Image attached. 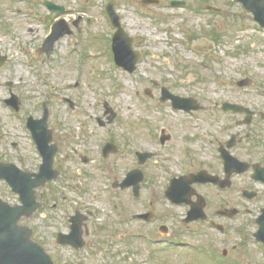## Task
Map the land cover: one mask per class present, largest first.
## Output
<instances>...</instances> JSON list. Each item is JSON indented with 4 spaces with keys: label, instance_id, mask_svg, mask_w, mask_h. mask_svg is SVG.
<instances>
[{
    "label": "rangeland",
    "instance_id": "374dc122",
    "mask_svg": "<svg viewBox=\"0 0 264 264\" xmlns=\"http://www.w3.org/2000/svg\"><path fill=\"white\" fill-rule=\"evenodd\" d=\"M42 1L0 0V56L7 58L0 65V162L14 163L25 171L38 172L42 159L26 123L29 116L42 118L46 104L50 112L49 128L54 133V143L59 146L55 168L61 177L39 191L38 196L43 194L40 198L43 208L22 223L34 230V239L46 248L56 264H128L117 262L116 249L120 246L130 249L133 244L142 249L146 244L128 236L139 230L136 223L129 222L121 227V233L128 236L126 240H121L118 233L114 234L116 211L114 206L110 207L108 198L122 204L127 192L114 195L106 191L107 170L111 169L110 180L117 179L118 174L124 177L135 169H141L146 176L158 173L155 175L160 191L161 184L168 177L181 171L182 153L179 149L172 152V148L185 141V135L190 137L196 133L194 126L207 122L204 118L213 114L202 111L193 118L182 112L171 113L172 110L164 104L155 108L151 103L156 99L151 100L146 89L151 88L155 96H161V88L153 86L155 82L161 87L168 86L183 97L200 99L205 108L212 101L226 100L263 111L264 30L248 27L250 24L247 23L252 24V21L247 16L241 19L245 11L239 7L243 9V5L231 0H183L189 2L187 7H172L171 0H162L159 6L153 7L140 6V0H118L122 25L137 38L134 49L144 54L138 69L129 74L114 64L113 29L104 14L107 0H49L66 6L67 11L63 14L50 12L42 6ZM208 4L226 12L212 15L203 7ZM62 18L71 25L73 35L62 38L50 58H37L35 53L49 32L48 23ZM79 19L78 28L74 27L72 23ZM214 33L222 38L215 49L214 59L193 50L198 44L196 41L192 45L193 36L210 39ZM247 77L252 78L254 84L239 89L235 82ZM12 96L18 98L19 112L5 102ZM69 101L74 103L73 107ZM159 101L155 106L160 104ZM106 104L116 113V118L103 127L97 118L108 121L110 114L105 115ZM129 109L131 116L128 115ZM240 115L234 113V131ZM209 122L214 124L212 135L221 127V121L212 119ZM166 125L177 133L171 142H175L174 145L167 148L170 153L160 148L158 141L149 135L152 129L150 133L154 137V129ZM202 125L204 129L210 124ZM206 134L210 136V133ZM108 140L123 146L104 158L101 150ZM146 151L156 152L154 157L159 161L152 172L149 167L148 171L139 164L133 165L134 156L129 153L136 156ZM84 156L89 158V163L83 162ZM235 181L238 184L234 186V206L252 211L250 215L243 211L241 216L228 222L233 227L229 243L240 245L242 239L235 229L248 224L247 219L252 220L264 205V187L259 188L262 197L246 203L241 200L240 189L255 190L258 186L241 184V177ZM143 183L149 184L150 181ZM0 198L12 205L19 204L18 195L5 183H0ZM77 203L81 208L89 207L96 212L92 221L100 227V241L94 252L74 253L57 244V234L69 231L68 218ZM157 206L160 208L159 204ZM188 230L194 231L195 228H185V242L203 240L193 238ZM95 239L92 233L89 241L95 243ZM198 254L195 260L185 264L219 263L212 256L209 258L210 254L206 252L196 250L194 255ZM258 260L264 262L261 257Z\"/></svg>",
    "mask_w": 264,
    "mask_h": 264
},
{
    "label": "flooded vegetation",
    "instance_id": "af4514ba",
    "mask_svg": "<svg viewBox=\"0 0 264 264\" xmlns=\"http://www.w3.org/2000/svg\"><path fill=\"white\" fill-rule=\"evenodd\" d=\"M235 85L239 89H244L239 87L236 82ZM165 87L167 92L164 95L165 102L163 104L172 109V96H183L174 93L168 86ZM189 97L191 98V96L187 98ZM195 100L197 101L198 110L194 111L191 117L196 118L202 111H211L213 113L211 117L204 118L207 122L202 123H209L210 125L203 129L201 127L203 125L198 123L197 127L194 126L193 128L196 133L190 134L192 135L190 137L185 135L187 136L186 140L172 148V152L179 149L182 153L184 160L179 165L181 171L168 177L165 183L161 184L160 191L158 189L159 184L156 182L158 173L154 174L155 177L144 174L145 179L143 182L148 183L150 181V183L144 184L142 182L143 184H139L137 192L133 186L130 189L122 190L120 185L125 177H120L119 174H116L117 179L115 181L109 180L107 182L108 189L106 191H111L114 195H117L118 192H127L122 204L118 200L111 202L108 198L110 207L114 206L116 211L114 216L116 217L117 227L114 229V234L118 233L121 240H126L128 236H132L134 240H141L146 244L142 249L134 244L130 249L122 248V246L118 247L115 257L119 263L185 264L193 259L195 260L200 254L194 255V253L199 250L210 254L208 255L209 258L212 256L213 259L219 261L218 264H264V262L258 260L259 257L264 260V245L255 238L258 231L257 220L262 209H264V205L257 210L252 220L247 219L248 224L241 225L243 228H234L242 239L240 245L230 244L233 227L228 224L235 217L241 216L243 211H246V214L249 215L252 213L249 210L250 208H241L240 205L234 206V186L238 184L235 181L236 178H242L243 182L241 184H255L264 187V110L252 108L250 105L246 106L244 103H230L226 100L212 101L205 108L200 99L196 98ZM226 104H236L251 111L248 114L240 113L242 115L236 120V131H234L233 122L234 112L228 109L225 106ZM212 119L220 120L221 127L211 135V127L214 124L209 121ZM108 121L110 123L113 119L110 120L108 117ZM241 128L243 130H240ZM108 132L110 133V129H108ZM154 132V137L151 136V133L149 135L152 140L158 141L160 148L163 150H167V148L169 149L174 145L175 142H171L173 136L177 133L173 132L169 125L156 129ZM207 132L210 133V136L206 134ZM156 133L157 138L155 137ZM192 144L193 148L191 149ZM116 146V151H118L123 145L121 147ZM167 152L170 153L171 150H167ZM129 153L134 156L133 165L139 164L141 157L138 154L135 156V153ZM155 155L156 152L152 154L153 159L147 161L143 159L144 165L142 167H145V170H148L149 167L151 170L148 171L152 172V168L154 170V167L158 165L159 161L155 159ZM233 158L247 163L249 169L242 175L227 177V171L233 166ZM165 159L168 161V156ZM86 160L89 163V160ZM256 168H258L257 177H255ZM199 173L214 176L216 181L201 183L198 178H195ZM180 177L186 178L187 182L182 184L179 182H177L178 184L172 183L174 179ZM257 179L260 181H256ZM245 190H249L251 194H247L245 197ZM239 193L241 200L246 203L254 202L257 198L262 197V192L257 187H255V190L241 188ZM251 195L252 197H250ZM42 196L43 194L40 193L39 198H42ZM157 204H159L162 211H160ZM196 211H200L205 219H197L198 216L194 214ZM72 213L68 218L67 229L69 231L65 234L69 235V241L73 245L70 244V246L62 248L74 253H79L82 250L96 251L99 248L96 244L100 241L98 231L100 227L99 225L96 227L92 221L96 212L89 207L81 208V205L77 203ZM187 220L192 221L187 222ZM129 222L136 223L139 230H134V233L128 236L123 235L121 227L125 224L128 225ZM190 227H194L195 230H188L187 232L195 239L202 238V241H199V243L184 241L186 238L185 228L189 229ZM92 233L96 237L95 243L89 241ZM81 235L84 240V248L76 251L74 245L79 244ZM126 251L128 252L125 253Z\"/></svg>",
    "mask_w": 264,
    "mask_h": 264
},
{
    "label": "water",
    "instance_id": "95a60500",
    "mask_svg": "<svg viewBox=\"0 0 264 264\" xmlns=\"http://www.w3.org/2000/svg\"><path fill=\"white\" fill-rule=\"evenodd\" d=\"M238 1V0H237ZM255 13L257 19L264 23V0H239ZM118 25V23L116 22ZM66 33L51 35L45 42L42 51L50 56L54 49L56 41ZM124 40L123 31L117 33L115 37L114 49L116 59L119 64L120 55L123 52L121 41ZM131 45V44H129ZM139 58H136L129 68L135 70V64ZM233 108V106H231ZM48 112L42 120L37 121L35 127L29 125L33 137L38 144L39 150L44 158V164L39 174L26 173L19 170L13 164L0 163V181L6 180L13 192L20 196L21 205L11 206L0 199V264H55L51 256L45 249L35 242L33 231L20 225L23 217L29 218L39 207L36 200V189L45 186L46 182L57 178L58 173L53 170L54 158L57 153L55 146H49L52 141V132L48 130L47 125ZM235 162V161H234ZM233 172L242 173L245 169H239L238 164L234 163ZM230 172V173H233ZM199 212L195 214L199 217ZM261 231L259 239L264 242V211L260 218ZM62 243H68L67 238L60 236Z\"/></svg>",
    "mask_w": 264,
    "mask_h": 264
},
{
    "label": "bare ground",
    "instance_id": "6f19581e",
    "mask_svg": "<svg viewBox=\"0 0 264 264\" xmlns=\"http://www.w3.org/2000/svg\"><path fill=\"white\" fill-rule=\"evenodd\" d=\"M128 115H129V116L132 115V111H131V109H129V113H128Z\"/></svg>",
    "mask_w": 264,
    "mask_h": 264
}]
</instances>
